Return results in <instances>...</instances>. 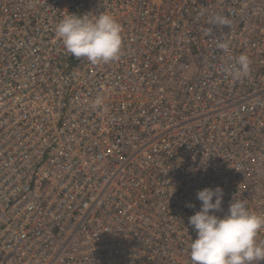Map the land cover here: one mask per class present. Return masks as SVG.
Here are the masks:
<instances>
[{
    "label": "built area",
    "instance_id": "built-area-1",
    "mask_svg": "<svg viewBox=\"0 0 264 264\" xmlns=\"http://www.w3.org/2000/svg\"><path fill=\"white\" fill-rule=\"evenodd\" d=\"M70 13L119 57L72 56ZM0 30V264H191L209 186L264 214V0H0Z\"/></svg>",
    "mask_w": 264,
    "mask_h": 264
},
{
    "label": "clouds",
    "instance_id": "clouds-1",
    "mask_svg": "<svg viewBox=\"0 0 264 264\" xmlns=\"http://www.w3.org/2000/svg\"><path fill=\"white\" fill-rule=\"evenodd\" d=\"M209 23L228 27L231 21L217 13ZM55 32L72 56L91 63H107L121 53L122 27L110 14L89 18L86 14L70 13L56 25ZM250 64V58L241 54L225 71L232 79L240 80L249 75ZM223 198L220 186L197 192L201 207L188 220L197 234L190 243L191 264H260L264 261V241L258 240V234L264 229V214L251 212L243 200L234 198L224 212ZM221 212L223 215L218 214Z\"/></svg>",
    "mask_w": 264,
    "mask_h": 264
},
{
    "label": "rangeland",
    "instance_id": "rangeland-1",
    "mask_svg": "<svg viewBox=\"0 0 264 264\" xmlns=\"http://www.w3.org/2000/svg\"><path fill=\"white\" fill-rule=\"evenodd\" d=\"M237 188H234L233 190H236ZM250 210H252V209H250Z\"/></svg>",
    "mask_w": 264,
    "mask_h": 264
},
{
    "label": "bare ground",
    "instance_id": "bare-ground-1",
    "mask_svg": "<svg viewBox=\"0 0 264 264\" xmlns=\"http://www.w3.org/2000/svg\"><path fill=\"white\" fill-rule=\"evenodd\" d=\"M0 33H3V32H1V30H0Z\"/></svg>",
    "mask_w": 264,
    "mask_h": 264
}]
</instances>
